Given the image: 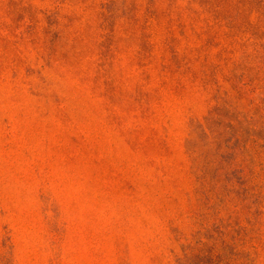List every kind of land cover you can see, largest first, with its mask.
Masks as SVG:
<instances>
[{
    "label": "rangeland",
    "instance_id": "rangeland-1",
    "mask_svg": "<svg viewBox=\"0 0 264 264\" xmlns=\"http://www.w3.org/2000/svg\"><path fill=\"white\" fill-rule=\"evenodd\" d=\"M0 264H264V0H0Z\"/></svg>",
    "mask_w": 264,
    "mask_h": 264
}]
</instances>
